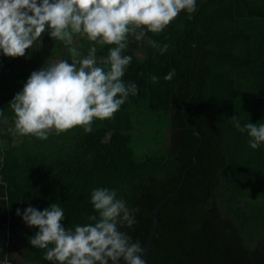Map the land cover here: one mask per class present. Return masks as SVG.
<instances>
[{
	"label": "trees",
	"instance_id": "trees-1",
	"mask_svg": "<svg viewBox=\"0 0 264 264\" xmlns=\"http://www.w3.org/2000/svg\"><path fill=\"white\" fill-rule=\"evenodd\" d=\"M49 31L40 38L43 51H0V71H8L0 75V260L51 264L45 249L29 243L38 229L17 209L57 203L63 225L74 228L97 214L91 191L103 187L138 209L136 224L120 230L142 247L152 210L175 193L157 211L146 264H264V142L252 149L230 120L264 124V0H196L195 12L182 10L163 32L145 29L140 41L130 36L123 54L132 61L122 79L138 94L112 119L94 120L88 141L82 127L53 131L46 140L10 131L9 103L30 74L51 56L71 63L69 46ZM153 41L168 50L160 54ZM92 43L76 37L82 55ZM96 47L106 57L113 46ZM140 124L149 125L144 134L135 132Z\"/></svg>",
	"mask_w": 264,
	"mask_h": 264
},
{
	"label": "clouds",
	"instance_id": "clouds-1",
	"mask_svg": "<svg viewBox=\"0 0 264 264\" xmlns=\"http://www.w3.org/2000/svg\"><path fill=\"white\" fill-rule=\"evenodd\" d=\"M182 10L195 12L196 0H0V51L5 56L23 57L26 49L39 47L47 27L51 38L69 46L71 57V63L48 61L30 74L9 103L14 118L10 131L46 140L53 131L74 127L90 133L94 120L112 119L129 95L138 94L135 83L122 79L132 61L123 54L129 37L140 41L145 29L163 32ZM77 36L93 42L84 55L76 46ZM97 44L113 47L106 57H98ZM152 47L163 54L169 45L153 41ZM174 76L175 69L164 79ZM158 79L151 76L153 83ZM230 120L248 134L252 149L264 142V124L241 126L235 115ZM90 202L97 214L74 228L63 225L64 209L57 203L42 211L28 206L22 214L17 209L16 215L38 229L29 243L45 249L44 259L51 264H146L140 242L120 230L136 224L138 209H129L116 190L103 187L91 191Z\"/></svg>",
	"mask_w": 264,
	"mask_h": 264
},
{
	"label": "rangeland",
	"instance_id": "rangeland-1",
	"mask_svg": "<svg viewBox=\"0 0 264 264\" xmlns=\"http://www.w3.org/2000/svg\"><path fill=\"white\" fill-rule=\"evenodd\" d=\"M32 48L37 49L39 51L40 50L43 51V49L46 48V41L45 40H43V41L40 40L39 47H36L34 45ZM46 54H48V53H46ZM46 57H49V56L46 55ZM53 57L54 56L49 57L50 58V62L59 60V58H56V57L53 58ZM28 68H29L28 63H24L22 65V69L23 70H27ZM7 74H8V71L6 69L0 71V75H2V76H6ZM1 121H2V123H4V120H1ZM148 127H149L148 124H140V125L136 126V128H135L136 131L135 132H137V133L139 132L138 134H144V132L147 130ZM91 138H92L91 137V132L90 133H86V140L87 141L91 140ZM254 182L255 183L254 184L252 183V188H251V191H252L253 194L250 195L253 198H255V196H257L256 194L258 193V190L260 189V186L256 183V181H254ZM15 257H17V259L20 260V255L18 253L15 254ZM0 264H11V263L8 262L6 259H3V260H0ZM20 264H36V263H28V262H24V261L20 260Z\"/></svg>",
	"mask_w": 264,
	"mask_h": 264
},
{
	"label": "water",
	"instance_id": "water-1",
	"mask_svg": "<svg viewBox=\"0 0 264 264\" xmlns=\"http://www.w3.org/2000/svg\"><path fill=\"white\" fill-rule=\"evenodd\" d=\"M175 193H168L164 196V198L162 200H160L157 205L154 207V209L152 210L151 212V217H152V223H151V226H150V229H149V233H148V236L146 238V242H145V245H144V249H145V252H144V256H143V259L145 260L148 256V253H149V247H150V241H151V238L154 234V231L156 229V226H157V220H156V214H157V211L158 209L160 208V206L162 205V203L169 197L173 196Z\"/></svg>",
	"mask_w": 264,
	"mask_h": 264
},
{
	"label": "crops",
	"instance_id": "crops-1",
	"mask_svg": "<svg viewBox=\"0 0 264 264\" xmlns=\"http://www.w3.org/2000/svg\"><path fill=\"white\" fill-rule=\"evenodd\" d=\"M264 145V144H263Z\"/></svg>",
	"mask_w": 264,
	"mask_h": 264
}]
</instances>
